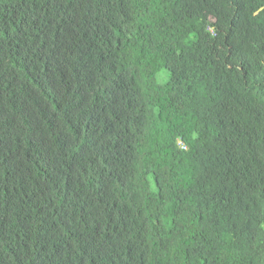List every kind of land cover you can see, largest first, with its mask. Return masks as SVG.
Here are the masks:
<instances>
[{
    "label": "trees",
    "instance_id": "16d2710c",
    "mask_svg": "<svg viewBox=\"0 0 264 264\" xmlns=\"http://www.w3.org/2000/svg\"><path fill=\"white\" fill-rule=\"evenodd\" d=\"M0 264H264V0H0Z\"/></svg>",
    "mask_w": 264,
    "mask_h": 264
},
{
    "label": "clouds",
    "instance_id": "9594fccd",
    "mask_svg": "<svg viewBox=\"0 0 264 264\" xmlns=\"http://www.w3.org/2000/svg\"><path fill=\"white\" fill-rule=\"evenodd\" d=\"M115 125L116 124H114V123H112L111 125L110 124H107L106 125V127H105V129L107 130V131H119L118 130V128H116L115 127ZM124 144H127L128 146H130V148H131V145L132 144H129V143H124ZM119 145H121V143H119ZM133 146V145H132ZM130 149L128 150V151H126L125 153H130ZM159 153V152H158ZM124 153H122V152H120V153H118V155H116L115 157H114V160H116V159H120V158H126V157H124V156H122Z\"/></svg>",
    "mask_w": 264,
    "mask_h": 264
}]
</instances>
